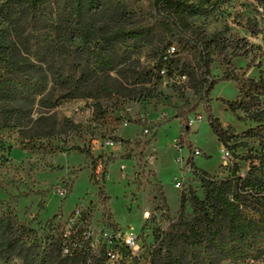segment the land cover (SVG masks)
Here are the masks:
<instances>
[{"label":"trees","instance_id":"16d2710c","mask_svg":"<svg viewBox=\"0 0 264 264\" xmlns=\"http://www.w3.org/2000/svg\"><path fill=\"white\" fill-rule=\"evenodd\" d=\"M226 1L0 0V132L18 131L25 147L80 130L81 123L57 111L72 100L88 101L94 119L109 126L131 121L126 105L161 97L164 77L179 95L184 97L183 87L189 85L209 100L220 80L236 81L239 96L225 104L249 124L237 133L209 115L229 159L222 167L228 176L194 167L203 197L191 186L184 189L179 216L167 228L154 229L152 243H142L138 256L130 257L114 233L99 241L86 233L81 223L85 213L70 228L55 215L41 232L20 222L13 209L4 211L0 201V261L113 264L108 263L109 251L120 249L135 264H264V76L249 77V68H232L226 61L224 74L208 79L212 50L218 45L196 21ZM253 1L264 7V0ZM245 27L253 37L261 32L257 17L249 18ZM223 41L225 52L240 49ZM188 50L196 54L197 63H186ZM188 106L186 100L177 117L189 121L195 107ZM114 140L131 144L120 137ZM99 191L108 198L104 186ZM157 196L166 203L161 184ZM187 204L191 216L185 214Z\"/></svg>","mask_w":264,"mask_h":264},{"label":"rangeland","instance_id":"374dc122","mask_svg":"<svg viewBox=\"0 0 264 264\" xmlns=\"http://www.w3.org/2000/svg\"><path fill=\"white\" fill-rule=\"evenodd\" d=\"M256 5L253 0H228L208 17L196 20L200 31L218 45L212 50L214 61L208 79H219L229 67L226 61H230L232 68H249V77L264 76V7ZM256 17L261 32L253 37L245 24L249 18ZM225 39L238 44L240 49L229 47L225 52L221 42ZM195 56L186 51V63H197ZM183 88L184 97L164 77L159 85L162 96L128 103L131 121L125 119L116 127L94 119L88 101L62 104L57 108L59 114L74 118L82 127L36 142L34 148L20 143L18 131L0 132V201L3 202L0 207L4 211L13 209L20 222L41 232L47 220L55 215L57 222L61 221L66 228L85 217L81 223L96 241L101 236L106 238L107 233H114L123 241L127 233L138 235L141 244L152 243L154 229L167 228L180 214L181 190L176 189L175 183L184 174V160L192 156L195 168L220 177L229 174L222 168L229 164V159L209 124V115L213 113L224 127L233 126L237 133L249 126L238 120L225 104L239 96L236 81L220 80L209 93L211 100L189 85ZM186 100L189 109L195 107L189 121L177 117ZM262 101L264 105V96ZM145 119L146 124L142 122ZM114 137L129 140L131 144L105 143L114 141ZM197 148L200 153L193 155ZM151 155L154 159L149 158ZM240 164L244 173L247 163ZM193 175L187 174L185 181ZM160 184L166 203L157 196ZM101 186L107 199L100 195ZM190 186L203 197V189L197 182L192 181ZM148 210L154 215L146 220L144 212ZM192 212L187 204L185 214L191 216ZM126 262L135 264L130 259ZM0 264L12 263L0 261Z\"/></svg>","mask_w":264,"mask_h":264},{"label":"built area","instance_id":"2783aa9c","mask_svg":"<svg viewBox=\"0 0 264 264\" xmlns=\"http://www.w3.org/2000/svg\"><path fill=\"white\" fill-rule=\"evenodd\" d=\"M262 25L264 28V16L262 19ZM146 132H148V130H146ZM120 141H113V140H109L106 141V144H110V145H115V144H119ZM200 153V150L197 148L193 151V155H197ZM226 158L228 159L227 154L225 153ZM150 159H154V156L151 155L149 157ZM184 160V159H183ZM182 160V161H183ZM183 175L181 180H177L175 183V187L176 189H180L181 192L184 189H188V187L191 185V182L194 181V175H195V169H194V165H193V157L191 156L190 159H187L186 161H183ZM190 172L194 173L193 177H191L189 179L188 182L185 181L187 174H189ZM152 215H154L153 213H151L149 210L144 212V218L146 220H149L150 218H152ZM163 228V227H162ZM86 233H90L88 230L86 231ZM109 233H107V236ZM123 243L125 244V246L129 249V251L131 252V256L130 257H136L140 254V250L142 247V244L139 241V236H134L131 234H127L125 233L122 237ZM110 256H109V260L108 263H113V264H123V259H129L128 255L125 254L124 252H122L120 249H116V250H110L109 251Z\"/></svg>","mask_w":264,"mask_h":264}]
</instances>
